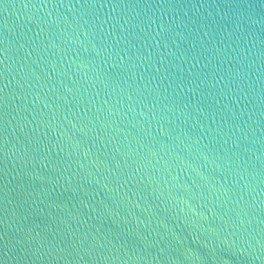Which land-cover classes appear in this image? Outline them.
<instances>
[{
	"label": "water",
	"instance_id": "1",
	"mask_svg": "<svg viewBox=\"0 0 264 264\" xmlns=\"http://www.w3.org/2000/svg\"><path fill=\"white\" fill-rule=\"evenodd\" d=\"M0 264H264V0H0Z\"/></svg>",
	"mask_w": 264,
	"mask_h": 264
}]
</instances>
